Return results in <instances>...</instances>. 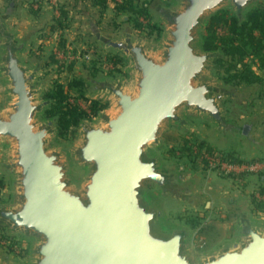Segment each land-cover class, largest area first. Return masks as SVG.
<instances>
[{
	"label": "water",
	"instance_id": "obj_1",
	"mask_svg": "<svg viewBox=\"0 0 264 264\" xmlns=\"http://www.w3.org/2000/svg\"><path fill=\"white\" fill-rule=\"evenodd\" d=\"M264 0H152L161 33L150 46L131 28L119 36L93 32L100 49L119 56L126 76L95 74L87 92L106 102L77 124L70 148L55 144L58 116L40 97L39 69L25 63L26 38L0 12V170L10 196L0 202V228L26 245L23 264H264V222L237 214L233 235L215 249L191 246L192 226L174 222L166 206L191 204L182 173L162 158L164 134L194 122L224 136H246L224 105L233 90L214 78L221 50L202 46L212 18L228 11L238 25ZM264 181V178H262ZM2 264H21L5 257Z\"/></svg>",
	"mask_w": 264,
	"mask_h": 264
},
{
	"label": "rangeland",
	"instance_id": "obj_2",
	"mask_svg": "<svg viewBox=\"0 0 264 264\" xmlns=\"http://www.w3.org/2000/svg\"><path fill=\"white\" fill-rule=\"evenodd\" d=\"M159 1L166 2L167 0ZM116 2H118V0H116ZM134 5H137V2L134 1ZM7 7L8 4H6L4 0H0V12L7 10ZM149 13L151 18L150 22L152 24H157L150 9ZM96 15L97 14L87 17V19L84 20L85 24H83V21H80L77 17L73 16L72 19H70V22L72 23H70L69 36H67L65 39V50L67 51L65 56L61 54L55 58L53 53H57L56 51L52 50L54 49L52 44H49V46L46 47L44 43L38 45V43L35 41L32 44L27 43L25 50L22 52L23 61L31 65L33 68L39 69V80L43 82V85L40 88V97L43 99H49L48 95L54 91V86L65 87L72 81H83L84 91L80 89L78 91H76V89H70L66 92V102L86 113V116L81 120H89L93 117L87 116V113H91L89 109V104L91 101L97 102L99 106H102V108L106 105V102L100 95L90 94L87 92V85L85 82L87 76H93L99 73L109 76H126L125 64L122 68L123 71L120 73H112L106 69L107 64H110V62L107 60V57H109L108 51L98 47L97 43L94 41L93 32H95L96 29L97 31L101 29L102 31L108 32L113 25L118 24L117 26L120 28H118L117 32L111 35L119 36L125 28H131L134 38L142 37L144 42L150 46H155L161 37V33H154L150 36H147L145 31L140 32L133 30L134 22L132 20L128 24L123 22L127 20L128 16H130L128 14H121L120 16L113 18L111 15L106 13L104 16L99 17V19ZM89 19H91L90 26L87 25V20ZM137 21L143 25L147 24L146 20L142 17H138ZM94 23L96 24L97 28H95V26L93 27ZM203 34L204 31L201 35ZM41 36L43 37V40L47 41L48 37H46V31L42 33ZM86 55L89 56L88 59L87 57H84ZM224 69L225 66L222 69L221 67L218 68L214 66L213 70L214 78L219 80V82L222 84H224L222 79L225 78ZM254 71L262 76L263 84L249 86L240 85L237 87L226 85L228 88L233 90V94L224 101L225 108L230 118L240 127L244 125L249 126V133L246 136L241 134L234 136H224V140L221 139V141L218 143L214 141L211 143V140L213 139L212 137L215 135V131L213 132L214 129L207 124L194 122L193 126L189 128L186 133H180L174 129H171L164 134L163 138L165 149L161 153L162 158L169 163L167 169L169 172L182 173L185 178V173L187 171L189 172L192 167V171L194 173L193 175L196 177L194 179L195 186L197 185V187H200L201 185H211L213 181L219 179L225 183V188L223 184L222 186L231 197L234 196L232 194L234 193L235 188H239V186L243 187L242 185L247 184L246 177L248 176H244L242 178H229L226 176H220L217 172L207 169L202 162L198 161L197 158L192 159L191 157L187 156L186 151L184 152L181 149L187 146L184 145V141H187L188 143H190V141L198 142L201 138H203L204 132H209V134H212V136H204V138H206V140L210 139V143L213 144L212 146H216L215 148H220L221 151L215 149L214 147H210L206 143L207 141L205 143L210 148H212L215 153L222 155L233 153L235 156L245 161L264 160V71H257L255 68ZM125 78L127 80V76ZM3 102V82L0 80V106L3 104ZM198 128L203 129L198 130ZM76 129L77 126L71 127L65 137L58 136L57 134L54 141L55 144L61 149L70 148L74 140ZM239 155L246 159H242ZM3 159L4 153L3 151H0V164L2 163ZM0 181L2 185L7 188V193L3 196V199L0 200V202H4L7 201L10 196V180L1 170ZM258 184L257 178V184L256 182L255 185L254 183L252 184V186H254V191H252V194L255 196V198H258ZM185 187L190 193L191 198L194 200V202H196V200H198L196 195H192V192H190L188 187L186 185ZM227 202L228 199L223 200V204L225 206L223 212H221L222 214L220 213L221 216L215 213L207 212V210L203 209L202 204L197 209H195L196 206H194L195 204L193 201L191 204L171 203L166 206V209L170 218L177 223L184 224V221H181V219H184L185 216L189 215H197L200 218L199 226L197 228L201 231L192 232L191 246L198 252H206L215 249L223 241L228 240L234 233L233 228L236 227L237 221L235 217L231 218L232 220H228L229 214L226 213ZM249 213L253 216V220L255 222H264V214L256 215V213ZM237 214L238 213H236V215ZM180 217L182 218L180 219ZM218 223H220V232L215 228L209 231V228L212 225L215 227ZM224 228H226L225 232L223 231ZM0 231L8 234L7 230L4 228H0ZM8 236L19 241L20 245L25 247V254L22 255L23 257L21 256L22 258L13 254L8 255L3 249L0 248V264H2V260L5 257L9 258V260L13 262L21 264L25 263V243L18 237H14L10 234H8Z\"/></svg>",
	"mask_w": 264,
	"mask_h": 264
},
{
	"label": "trees",
	"instance_id": "obj_3",
	"mask_svg": "<svg viewBox=\"0 0 264 264\" xmlns=\"http://www.w3.org/2000/svg\"><path fill=\"white\" fill-rule=\"evenodd\" d=\"M107 1L108 0H96V3L101 9H105ZM110 1L114 3V12L116 15H130L127 20L123 22L128 24L132 20L134 22L133 30L140 32L145 31L147 36L153 33L160 34L158 25L150 22L151 18L148 6L152 0H120L121 3L115 2V0ZM134 1L137 2V5H134ZM55 12L58 13L57 17L54 19L55 27L62 31L67 26V12L60 7H56ZM138 17L145 19L147 24L143 25L138 22ZM53 29L54 26L51 27V30ZM201 38L202 46L205 50H221L227 57L226 61L219 60L215 63V66L218 68L221 67V69L225 66V78L222 79L225 85L237 87L240 85L249 86L263 84L262 76L254 71V68L257 71H264V8L261 5L250 9L245 14V20L241 25H238L235 18L229 14L228 11L218 12L212 18L209 26L204 30V34L201 35ZM58 49L63 54L66 53L64 43H60ZM108 56V62H111L115 66L117 64L124 66V62L119 56ZM70 89H76V91L80 89L84 91L83 81H72L65 87L54 86V91L48 95L52 105L46 115L47 117H59L58 136L61 137H65L69 129L77 126L79 121L86 116L84 111L66 102V92ZM100 108H102V106H99L97 102L91 101L89 104L91 117L94 116ZM195 142L196 141H190V143H188L184 141V145L187 146L181 149L184 152L186 151L187 156L192 159L198 158V155H194L192 152L194 147H196L197 150L206 149L207 152H214L205 142L200 140ZM225 157L232 162H239L241 160L233 153L225 154ZM261 176L264 178V174H260V177ZM258 195L264 198V182L258 190ZM251 203L253 205V211L264 212V202L255 198L254 195L251 196ZM181 218L182 217H180V219ZM181 221H184V224L191 225L194 230L199 226L200 218L197 215H189L185 216Z\"/></svg>",
	"mask_w": 264,
	"mask_h": 264
},
{
	"label": "crops",
	"instance_id": "obj_4",
	"mask_svg": "<svg viewBox=\"0 0 264 264\" xmlns=\"http://www.w3.org/2000/svg\"><path fill=\"white\" fill-rule=\"evenodd\" d=\"M4 1L6 2V4H8L7 8L10 9L12 12V16L8 24L11 30L16 34V36L18 38H26V44L27 43L32 44L34 41L37 42L38 45L44 43L46 47H48L49 44H52L54 46V49L52 50L56 51V53L60 52L58 49L60 43L61 44L64 43V45L66 44L65 39L67 36H69L68 34L70 29V23H72L70 22V19H72L73 16L77 17L80 21H83V24H85L84 20H86L87 17L93 16L95 14H97L96 16L98 17V19L99 17L104 16V14L106 13L111 15L113 18H115L116 16H120L115 14L114 3L111 2L110 0L106 2L105 9H101L97 5L96 0H4ZM56 7L63 8L67 12V22H66L67 26L62 31H60L55 27L54 19L58 15V13L55 12ZM87 22H88L87 25L90 26L91 19L87 20ZM117 25H113L110 31L108 32L102 31L101 29H99L98 31L102 34L111 35L117 32L118 28H120ZM52 26H54L53 30H51ZM94 26L95 28H97L95 23L93 24V27ZM45 31L47 33L46 37H48L47 41L43 40V37L41 36L42 33H44ZM53 55L57 57L55 53H53ZM108 55H112V54L108 53ZM202 129L203 128H198V130H202ZM214 131L215 130H213V132ZM214 133L215 135H213L212 137L213 139L211 140V143L213 141L218 143L219 141H221V139L223 140L225 139L224 135L216 131ZM204 136H212V134H209V132L208 133L204 132L203 138H201L200 140L203 142L207 141L206 143L213 148L214 146H212L213 144L210 143V139L206 140ZM215 149L221 151L220 148H215ZM241 158L243 159L244 157ZM193 174L194 173L191 167V170L185 173L184 183L188 187L190 192H192V195H196V198L198 199L196 200V202H194V200L192 199L193 203L195 204L194 206H196V208L194 207L195 209H197L202 204L203 209L207 210V212L215 213L221 216L222 214L221 212H223L225 206L223 204V200L228 199L226 205L227 206L226 213L229 214L228 220L235 217L237 221L236 213H239L241 211L248 213L252 212L254 214L256 213V215L264 214V212L253 211V205L251 203V198H250L251 195H253L252 191H254L253 190L254 186H252V184L254 183L255 185V182L257 184V178H258V183H259L258 187L260 188L264 182L262 181L263 176L260 177V175L259 176L251 175L246 177L247 184L242 185L243 187L239 186V188H235L234 193L232 194L234 196L231 197L224 190L225 183L223 181L216 179V181H213L211 185L207 184L197 187V185L195 186V180H194L196 177H194ZM222 184L224 185V188ZM257 197L259 200L264 202V198L260 197L259 195H257ZM219 224L220 223L216 224L217 226L215 227L214 225H212L209 228L210 229L209 231L215 228L220 232L221 228ZM234 229L235 227L233 228V230ZM225 230L226 228H224L223 231L225 232ZM199 231L201 230H198V228L193 230V232H199Z\"/></svg>",
	"mask_w": 264,
	"mask_h": 264
},
{
	"label": "built area",
	"instance_id": "obj_5",
	"mask_svg": "<svg viewBox=\"0 0 264 264\" xmlns=\"http://www.w3.org/2000/svg\"><path fill=\"white\" fill-rule=\"evenodd\" d=\"M121 3L120 0H118ZM154 34V33H153ZM65 56L61 52H57L56 56ZM87 57L88 55L84 56ZM124 66L117 64L116 66L110 62L107 64V68L112 73L122 72ZM88 117H91V113H87ZM194 155H198V161L202 162L207 169L217 172L220 176L242 178L244 176L260 175L264 174V160L232 162L228 160L225 155L215 152H207L206 149L197 150L196 147L192 149ZM7 193V188L2 185L0 181V200ZM0 248L4 250L8 255L13 254L15 256H22L25 251V247L21 246L19 241L10 238L8 234L0 231ZM23 257V256H22ZM21 257V258H22ZM25 257V255H24Z\"/></svg>",
	"mask_w": 264,
	"mask_h": 264
}]
</instances>
